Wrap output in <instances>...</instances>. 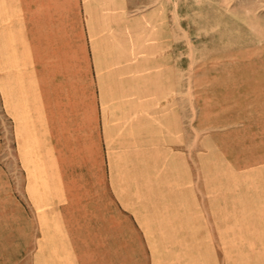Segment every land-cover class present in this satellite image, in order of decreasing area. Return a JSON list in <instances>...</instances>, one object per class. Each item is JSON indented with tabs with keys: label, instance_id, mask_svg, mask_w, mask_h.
Wrapping results in <instances>:
<instances>
[{
	"label": "crops",
	"instance_id": "0c3cea01",
	"mask_svg": "<svg viewBox=\"0 0 264 264\" xmlns=\"http://www.w3.org/2000/svg\"><path fill=\"white\" fill-rule=\"evenodd\" d=\"M169 17L162 0H0L16 168L0 164V199L25 229L0 264H211ZM250 40L223 67L224 100L238 91L263 123L264 36Z\"/></svg>",
	"mask_w": 264,
	"mask_h": 264
},
{
	"label": "rangeland",
	"instance_id": "374dc122",
	"mask_svg": "<svg viewBox=\"0 0 264 264\" xmlns=\"http://www.w3.org/2000/svg\"><path fill=\"white\" fill-rule=\"evenodd\" d=\"M162 2L183 43L185 133L193 131L185 146L198 149L200 190L210 197L200 199V211L211 222V264H264V122L255 108L241 107L238 91L231 101L223 91V67L239 66L236 50L264 36V0ZM225 50L232 55L224 58ZM12 133L0 104V164L14 172ZM24 234L15 207L0 199V247Z\"/></svg>",
	"mask_w": 264,
	"mask_h": 264
}]
</instances>
